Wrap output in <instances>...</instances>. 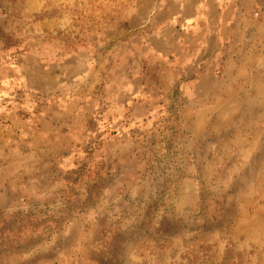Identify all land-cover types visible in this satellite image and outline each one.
I'll list each match as a JSON object with an SVG mask.
<instances>
[{
    "label": "rangeland",
    "instance_id": "1",
    "mask_svg": "<svg viewBox=\"0 0 264 264\" xmlns=\"http://www.w3.org/2000/svg\"><path fill=\"white\" fill-rule=\"evenodd\" d=\"M0 264H264V0H0Z\"/></svg>",
    "mask_w": 264,
    "mask_h": 264
},
{
    "label": "trees",
    "instance_id": "2",
    "mask_svg": "<svg viewBox=\"0 0 264 264\" xmlns=\"http://www.w3.org/2000/svg\"><path fill=\"white\" fill-rule=\"evenodd\" d=\"M27 217H29V216H27Z\"/></svg>",
    "mask_w": 264,
    "mask_h": 264
}]
</instances>
